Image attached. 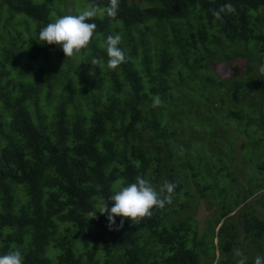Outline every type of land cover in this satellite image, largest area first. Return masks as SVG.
Segmentation results:
<instances>
[{"label": "trees", "instance_id": "1", "mask_svg": "<svg viewBox=\"0 0 264 264\" xmlns=\"http://www.w3.org/2000/svg\"><path fill=\"white\" fill-rule=\"evenodd\" d=\"M225 3L236 13L215 18ZM83 8L73 0H0V254L19 248L24 264H200L198 229L174 197L137 225L123 218L117 228V216L110 230L106 214L89 215L115 184L138 175L157 190L178 182L172 195L180 192L185 181L168 168L175 156L193 158L195 168L205 161L235 182L238 143L244 149L251 134L262 146L264 137V111L257 109L254 127L241 103L264 91V0H120L115 19L89 21L97 25L92 43L75 57L39 40L55 17ZM109 34L122 35L127 58L115 70L101 47ZM92 57L105 66H92ZM222 62L232 74H218ZM155 95L162 107H151ZM194 131L210 146L196 145ZM227 141L235 149L224 154ZM254 168L264 188V157ZM240 204L213 222L216 264H238L232 254L245 241L256 245L246 264L264 256L262 212L255 205L256 214L235 224Z\"/></svg>", "mask_w": 264, "mask_h": 264}, {"label": "rangeland", "instance_id": "2", "mask_svg": "<svg viewBox=\"0 0 264 264\" xmlns=\"http://www.w3.org/2000/svg\"><path fill=\"white\" fill-rule=\"evenodd\" d=\"M73 1L76 7H85L83 0ZM3 17L5 16L3 15ZM14 21L15 19H13V22ZM216 70L222 77L232 74L233 71L231 65L225 64L224 62L218 64ZM257 96H250L249 99L246 98L241 101V103L246 101L242 104V108L246 109V111L250 113V118L252 119L254 127L258 126L260 122L253 119V117L256 115L259 117V111H264V91H260V96ZM252 102L255 103L253 107L251 106ZM243 121L246 123L250 121V119L245 118ZM254 127L250 126L252 134L255 132ZM194 135L197 136V139H194V143H196V145H200L203 141V143L207 146H210V142L204 134L194 131ZM234 136H236V134H234ZM240 136L242 135L240 134ZM245 138H247V140L250 139V142L245 144L246 146L244 149L240 147V143H238V147H236L237 157L235 158L236 167L234 168L237 179L235 182H232L231 178L223 177L222 172L218 171V176L215 172L217 170L205 165V161L201 160L198 162V166L196 168L195 166L192 167L191 160H193V158L189 160V158L187 159L186 156L183 155L178 159L175 156L168 167L170 171L176 172L177 175L185 181V185L182 190L180 192H176L172 196L176 199L175 203L179 208L180 204L183 203V209L179 210V212H181L180 216H187V218H190V226H196L198 229V231L196 229V235L199 241H196V248L199 251L200 264H209L213 257H215V260L212 264H216V259H218L217 229L214 230L213 222L217 219L218 215L224 208L234 207L237 202L241 203L238 208L241 205L245 206L241 212L231 218V221L235 224L240 223L239 218L251 217L253 214H256L255 205H257V209H260L262 212V217L264 219V188L260 187L262 180L255 173L256 170L254 168L256 167V164L260 162V159L264 157V137L261 143L262 146L256 144V141H253L255 137L251 134ZM229 143L230 142L227 141L220 146V148L222 147L224 154H228L230 153V150L235 149V145H233V148H230L231 143ZM241 156L245 159V165L244 161L240 158ZM222 164H225V162ZM233 164L235 165V163ZM224 168L226 170L233 169L231 165H225ZM245 169L246 173L243 174L242 171ZM193 172H198L197 177L191 176V173ZM187 175H190V178H188ZM206 184L211 185V187L204 189ZM157 186V184H154V187ZM251 190L253 191L252 195L250 194ZM184 204H186V206ZM233 222H231L232 225H234ZM191 235L190 239L192 244L194 235ZM242 236L243 234H241V237ZM242 245L237 248L236 253L239 251L243 253L244 257H251V248H255V243L245 241ZM235 255L237 254L233 253L232 257L237 258L238 260L241 259L240 256Z\"/></svg>", "mask_w": 264, "mask_h": 264}, {"label": "clouds", "instance_id": "3", "mask_svg": "<svg viewBox=\"0 0 264 264\" xmlns=\"http://www.w3.org/2000/svg\"><path fill=\"white\" fill-rule=\"evenodd\" d=\"M120 0H108L104 7L95 3L87 4L81 11L73 14L69 12L65 15L57 16L52 22L43 26L38 33L39 40L47 44H56L62 48L65 57H75L82 50L87 49L92 43L97 29L95 23H90L98 16L103 18L107 16L115 19L119 10ZM236 7L231 3H225L219 9L212 10V14L217 19H223L222 14H235ZM122 42L121 34H109L101 45L107 53L106 65L109 69L115 70L121 64L125 63L127 58L125 52L120 48ZM92 66L104 67L105 61L99 57H92L90 60ZM264 72V67L261 68ZM152 108L162 107L164 101L159 95L151 98ZM178 186V182L165 181L157 190L150 180L142 176H136L134 182L119 181L113 186L112 193L105 199L100 197L97 210L92 211L89 217L95 218L96 213L106 214L108 227L116 225V217H121L117 228L123 226L124 219L128 218L132 224H139L144 218L152 215V210L163 209L166 204L172 203V194ZM99 192L102 185H95ZM111 202V207L109 203ZM3 245L0 244V247ZM241 259L238 264H246V257L243 253H236ZM0 264H24V253L19 248H13L3 254H0ZM254 264H264V256L257 255Z\"/></svg>", "mask_w": 264, "mask_h": 264}]
</instances>
